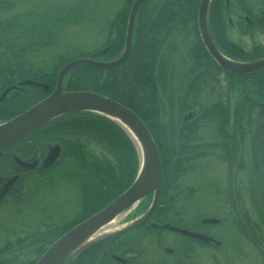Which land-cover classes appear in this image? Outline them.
Returning a JSON list of instances; mask_svg holds the SVG:
<instances>
[{"label":"flooded vegetation","instance_id":"1","mask_svg":"<svg viewBox=\"0 0 264 264\" xmlns=\"http://www.w3.org/2000/svg\"><path fill=\"white\" fill-rule=\"evenodd\" d=\"M74 1L78 4L81 2ZM128 1L123 0L119 8L107 13L105 18L104 25L108 26L105 40L108 39L113 45L116 44L117 32L123 26L120 21L124 18L123 11ZM188 1L193 3L196 11L185 21L188 25L185 29L166 33V23L175 18L173 12L176 0H143L135 22L141 27L138 22L142 20L149 36L144 41V47L152 40L158 50L157 55L147 56L144 62L148 66L145 64L143 70L148 73L141 80L143 93L141 97L137 96V99H141L137 105L143 106L141 111L146 115L152 130L160 133L156 137L162 164L157 199L161 205L158 204L157 209L155 205L147 219L139 224L87 249L73 264H240L239 259L244 250L238 242L256 241L264 247V214L260 211L259 215L256 209L252 221L247 215L250 210L244 206L239 191L245 179L240 177L241 184L234 185V179L246 166L249 167V171H246L248 190L253 192L264 185V70L246 75L228 74L217 65L199 36V3L196 6L197 0ZM132 2L128 6L125 27ZM18 3L19 0H0V122L22 113L49 96L61 68L74 60L73 57L85 52L70 45L62 46V49H58L59 46L56 48L58 50L51 51V56H47L53 59L52 63L43 57L40 63H36V52L57 43L56 32L61 30L65 12H58L57 16H44L37 21L35 15L33 25L28 26L23 18L30 13L24 10L14 12ZM230 4L235 11L233 15L229 13L227 0L211 1L208 27L212 39L224 53L240 57L245 54L244 49L232 41L226 31L235 20V26L242 35L250 36L257 32L264 41V0H231ZM25 10L34 12L36 9ZM229 17L233 20L229 21ZM45 20L47 22L42 25ZM112 20L114 32L109 30ZM40 33L45 36L34 39ZM160 33L164 34L160 36ZM27 39H30L29 43ZM184 39H189V42L185 43V49H180L179 43ZM188 43L191 45L188 46ZM258 46L251 51L256 52L255 55L264 53V44ZM101 48L102 54L98 57L101 61L114 59L120 53L111 58V55L106 54L109 49ZM178 52L182 53V63L175 66L174 59ZM131 54L132 47L121 64L94 69L100 70L99 73L112 70L115 85L125 74L129 81L123 87L134 89L131 84L135 79L131 75L133 63L127 61ZM83 68H73L64 76V91L65 81H73ZM96 81L98 85L102 83L101 80H93ZM223 83H226L224 89ZM130 94L131 91L124 89L119 92L128 103L131 102ZM155 99L157 120H154L156 112L151 103ZM76 117L80 120L81 115H63L0 146V264H35L43 251L65 233V227L80 215L84 216L94 207L100 206L115 190L119 175L117 159L116 155L110 153L115 152L104 145L96 125L65 124V120L74 121ZM107 151L112 155L109 159L105 154ZM210 156L220 158L228 168H232L231 177L226 178L232 184L225 189L226 192L230 191L228 206L234 211L231 226L237 231L238 239L231 240L226 235L229 228L222 226V221L188 223L180 219L179 211L184 209L187 200L190 203L195 197L197 201L208 193L209 179L205 178L203 184L198 179L202 168L205 170L207 165L210 166V161H205ZM63 169L66 174L56 176ZM84 179L95 187L89 195L83 187ZM180 181L186 184L181 185ZM70 184L77 186V194L67 193ZM215 186H219L218 180ZM52 190L63 191L64 194V199L61 202L56 200L55 205L48 203L53 195ZM40 197L45 198L47 205L38 203ZM262 210L264 212V208ZM153 214H157L154 220ZM190 234L199 235L200 238ZM21 243L28 244L29 250L18 256ZM263 254L259 253V257ZM20 257L27 258L20 260ZM263 257L260 264H264Z\"/></svg>","mask_w":264,"mask_h":264},{"label":"water","instance_id":"2","mask_svg":"<svg viewBox=\"0 0 264 264\" xmlns=\"http://www.w3.org/2000/svg\"><path fill=\"white\" fill-rule=\"evenodd\" d=\"M210 1H199L197 26L203 46L213 61L225 72L231 74L246 75L264 70V56L250 61H238L226 57L218 50L211 39L207 26ZM142 2L143 0H134L132 3L126 23L124 46L117 58L104 62L76 59L65 64L59 71L54 90L49 96L22 113L0 123V146H3L59 116L77 112L95 113L109 119L124 131L133 144L138 159L137 172L130 186L104 208L58 237L42 253L35 264H71L90 246L142 222L156 203L161 182L159 154L151 135L139 117L127 107L98 93L85 90H62V80L73 68H112L126 60L131 50L135 16ZM147 196H151V201L144 214L122 228L112 225L121 213L139 204ZM108 225H112L114 230L108 233L100 232ZM97 233L100 236L94 237ZM190 235L200 238L199 235Z\"/></svg>","mask_w":264,"mask_h":264},{"label":"rangeland","instance_id":"3","mask_svg":"<svg viewBox=\"0 0 264 264\" xmlns=\"http://www.w3.org/2000/svg\"><path fill=\"white\" fill-rule=\"evenodd\" d=\"M122 1L123 0H81V2L78 4L77 1H74V0H19V3H18L19 5L14 9V12H23V10L24 12L25 11L29 12L30 15L29 14L25 15L23 18V22L26 23L28 26L33 25L35 15L37 16V19H36L37 21L43 18L44 16H57L58 12H62V11L65 12V17L61 21L63 23V25H61V30H58V32H56L58 34V39L57 38L55 39L57 43L53 44L51 47H45L39 50L38 52H36V55H35L36 63H40L41 61L40 59L42 57L44 60H50V62L52 63L53 59L47 56H51V54L53 53L51 51L62 49V46L69 47L68 45H70L72 48L83 49L85 50V52L98 51L100 44L104 43L105 37L107 36L108 26L106 27L104 25L106 21L105 18H107V13L111 11L114 12L115 10H117L119 6L121 5ZM199 1L200 0H198V3ZM227 1L230 7L229 13L233 15L235 11L231 7V4H230L231 0H227ZM255 1L260 2L261 0H255ZM71 6L72 8H70ZM30 8H35L36 10L34 12H32V10L31 11L25 10V9H30ZM2 12H4V10H2ZM232 17H229L228 20L229 21L233 20ZM47 20L42 21V25L46 23ZM54 27L56 28V24L54 25ZM163 34L164 33H160V36ZM254 34L255 35L251 34L250 36L242 35L241 31H238V29L235 26V20L231 24L230 28L227 29L226 31V35H228L232 39V41H234L236 44L240 45L241 48L244 49L245 52L244 51L243 52L245 53V55H248L249 57H252V56L255 57L254 54L256 52H251L254 47L258 45H259L258 47H260L264 44L262 37L258 35L259 33L255 32ZM111 35L113 36V34ZM44 36L45 34L40 33L39 36L36 35L34 39L38 37L43 38ZM153 36L154 35L152 34L151 37ZM31 39H33V36ZM187 41L189 42V39H184L183 41H181L179 43V46H180L179 48L185 49L186 48L185 43ZM26 42L29 43L30 39H27ZM124 42H125V38H124ZM172 45L174 47L175 43L173 42ZM189 45L191 44L188 43V46ZM59 46L60 48H58ZM47 48H50V49H47ZM102 48H104L103 50H107L109 49V46L103 45ZM166 51H168V47ZM261 53L262 52H260L259 54ZM181 54L182 53H179V52L176 53L175 59H174L175 66H177V64L179 63H182V60H181L182 58H180ZM55 55L56 53L54 52L53 56ZM92 60H95V59H92ZM96 60L101 61L98 59ZM252 60H255V59H252ZM225 85L226 83H223V89ZM220 91L223 92V90L221 89ZM248 128L249 126H247V129ZM107 153L105 154L108 159L112 157V155H115L112 152H110L112 155L110 153L108 154ZM205 161L206 162L210 161V164H209L210 166L207 165V167L205 168V170L207 169V172L203 170L204 168H202V174H200L198 182L203 184L205 181V178L209 179L208 188H207L208 193H206L207 195L205 198H201L197 201L195 200L196 198L193 197V200L190 201V203H189V200L185 199L187 200V203L184 204V207H183L184 209L179 211L180 219H183L182 221H186L188 223H194L197 221H203L204 223L206 222L207 223H217L218 221H222L221 222L222 226H225V227L227 226L229 228L227 230L228 231L227 233H230V235L233 234L234 236H229L227 233L226 235L231 240H233L238 237L237 236L238 234H237V231L231 226L232 218L234 217V214H233L234 211H233V208H230L228 206L230 205V191L229 192L227 191L228 192L227 193L225 189V187L227 188V186L229 187L230 184H232V181L230 179L226 180L227 177L228 178L231 177L230 170H232V168L231 169L228 168L226 163L221 161L220 158H214L210 156ZM200 165L203 166L202 163H200ZM65 169H66V164H65ZM244 170H240V175L239 176L237 175V177L234 179V185L236 187L238 183L241 184V178L245 179L244 180L245 182H243L244 184H242L243 187L241 188L240 186L239 191H241L240 193L242 196V200L244 202V206L247 208V210H250L247 213V215H249V218L252 221H254L255 216L253 214V211H256V209H258L257 212H259V215H260V211L264 214L262 210L264 208V185L262 187L260 186L261 188L259 187L257 190L254 189L253 192L249 191L247 187L248 175L246 174V171L247 172L249 171V167L248 166L244 167ZM63 173L66 174V170L64 172V169H63V171L56 176H62ZM217 180H218L219 186H215V184H217ZM180 184L185 185L186 183L184 181H180ZM66 188L67 186H66V181H65V194L67 191ZM216 188H219V189L216 190ZM223 190L225 191L222 192ZM51 192L53 195L50 196V199L48 200V203L50 205H55L56 200L61 202L64 199L63 191L52 190ZM67 193L77 194L78 193L77 186L74 184H70L68 187ZM65 199H66V195H65ZM185 200H181V202ZM150 201H151V196L145 197L139 204L132 206L127 211L121 213L113 221L112 225L116 228H122L123 226L129 224L132 220H136L142 214H144V212L148 209L150 205ZM161 201L162 200H160V202ZM25 202H26V199H25ZM38 203L40 205L41 204L47 205V203L45 202V198L42 199L41 197L39 198ZM66 210H67V207H65V211ZM175 210L176 209H174V211ZM155 215L157 216V214L152 215L153 220L154 218H156ZM147 217L145 219H147ZM220 225L221 224H218L217 226H220ZM127 229H125L124 231H126ZM252 243H250L249 241H245V240L244 242L240 241L237 243L238 245H241L244 250L243 255H241L239 259L240 264H243V263L244 264H260L261 263V257H259V253H262V254L264 253V247L260 246L256 241H254L253 244ZM27 246L28 244L21 243L18 247L17 255L19 256L21 254L20 256H22L24 255V253H27L29 250ZM24 258H27V257H24ZM24 258L20 257L19 259L21 260Z\"/></svg>","mask_w":264,"mask_h":264},{"label":"trees","instance_id":"4","mask_svg":"<svg viewBox=\"0 0 264 264\" xmlns=\"http://www.w3.org/2000/svg\"><path fill=\"white\" fill-rule=\"evenodd\" d=\"M128 2H129L128 3V6H129L130 3L132 2V0H129ZM197 2H198V0L196 1V6H197ZM128 6L123 11L124 18H122L120 21V23H122L123 26L117 32V35L115 37V39H117L115 41L116 44L115 45L111 44V42H109L108 39H106L105 42L103 43V45H105V46L106 45L109 46L111 44L109 46V51L106 53L108 56L111 55V58H114L115 56L118 55V53L120 52V49L124 43L125 21H126L125 18H126L127 13H128V9H129ZM174 6L176 7L174 12H173V16L175 18L173 21H168V23H166V27H165V29H167L166 33H170V32L172 33V31H174L175 29L176 30H179L180 28L185 29L188 26L187 24H185V21L187 19H189V17H191V13L196 11V9L193 8V3L189 2L188 0H176V3L174 4ZM164 9H169V7H165ZM140 11H141V9H140ZM209 11L210 10H208V15H209ZM117 18H119V17H117ZM135 22H136V20H135ZM138 23H141V27L138 26L139 24L137 25L136 23L134 25L132 54L130 55V58L127 60V61H132V63H133V66L131 69L132 74L130 72L129 73L132 75V79H133V77L135 78L134 79L135 83L133 81L131 83V84H133L134 89H132V87H123V86H126L125 84H127L129 81V80H126L125 74L122 75L123 79L122 78L119 79L118 83L115 85V79L111 75L112 70L109 69V70L102 71L101 73H99L100 70H96L92 67L91 68L85 67L81 71L77 72L76 78L73 81H68V80L65 81V90L66 91L91 90L93 92L99 93L103 96H107L109 98H112V99L120 102L121 104L128 106L144 122V124L146 125V127L149 130V133L151 134L152 138L154 139V142H155L157 149L159 151V147H158L159 143H158V138H157L158 136L156 137V135L157 134L159 135L160 133L157 132L156 130H155V132L153 131L154 129L146 121V118H147L146 115L144 114V112L141 111V108H143V106L137 105L138 102H141V99H137V96L141 97L142 93H143V89L141 88V85H142L141 80L144 78V75H147V73H148V72L143 70L145 64H146V66H148V64L144 63V62H146L149 55H151V54H152V56L157 55L158 50H157L156 43L152 40H150L149 43L147 44V46L144 47V41H145V39H147L148 34L143 28L142 20H139ZM109 25H110L109 26L110 32H114L115 24L113 23V20L111 22H109ZM138 27H139V29H138ZM154 27L156 28V26H154ZM103 45H102V47H103ZM215 45H216V43H215ZM112 47H114V48H112ZM100 48L98 51L84 52L82 54L79 53L78 55H76V57H73V58H75V59L76 58L99 59L98 57L102 54V53H100ZM217 48L226 57L233 59V60H238V61H249V60L258 59V58H261L264 56V53H261V54H256V55L254 54L256 58L254 56H252V57L246 56L245 54L240 56V57H235V56H231L229 54L224 53L218 46H217ZM150 50H152V51L149 54ZM144 53L146 55H144ZM68 61H66V62H68ZM150 71L152 74H154L153 68H151ZM228 74H230V73H228ZM93 80H101L102 83L100 85H98L97 81L93 82ZM138 85L140 86V88ZM123 89H124V91H127V92L131 91V94L129 95L131 102L128 103V101H126L124 99L125 97L122 98L121 95H119V92L122 91ZM151 103L154 106V110L156 112L155 116H154V120H157L158 115H157V101H156V99L153 101L151 100ZM75 114L81 115V117H79L80 120H78L77 119L78 117H76L74 121H72L71 119L65 120V124H71V123L81 124V123H83V124H89V125H96V128H98L100 130L99 136L102 139V141L104 140L103 141L104 145L107 147V149L111 148L112 151L115 152L116 159H117V165H116L117 166V174H119V175H117V185L114 188L115 190L108 197V199L105 202H103L100 206L94 207L92 209V211L87 212L84 216L80 215L77 218V220H75L73 223H71L67 227H65V231L70 229L76 223L82 221L83 219L89 217L90 215L94 214L95 212H97L98 210H100L101 208L106 206L110 201H112L116 196H118L122 191H124L131 184L132 180L134 179L136 172H137V166H138L137 155H136V151L133 147V144L128 139V137L125 135V133L115 123L106 119L105 117L98 116V115L92 114V113L84 112V113H75ZM70 115L71 114L65 115V117L70 116ZM13 116H10L9 118H11ZM84 116H86V117H84ZM8 119H6V120H8ZM113 134H115V136H113ZM110 139H111L112 143H111ZM108 146L110 148H108ZM160 166H162L161 163H160ZM262 169L264 171V164L262 166ZM83 182H84L83 187L85 189V192L88 191L87 194L89 195V193H91L92 190L95 189V187H93V183L90 185L89 184L90 182L88 183L87 180H85V179L83 180ZM158 204H159V202L157 201L156 209L158 208L157 207ZM261 257H263V255ZM77 258H79V256ZM77 258L71 264H73L77 260ZM263 259H264V257H263Z\"/></svg>","mask_w":264,"mask_h":264},{"label":"bare ground","instance_id":"5","mask_svg":"<svg viewBox=\"0 0 264 264\" xmlns=\"http://www.w3.org/2000/svg\"><path fill=\"white\" fill-rule=\"evenodd\" d=\"M112 230H114V228L112 227V225H108V226H105L103 228V230H101L100 232H102V233H108V232H111ZM99 236H100V234L97 233L94 237H99Z\"/></svg>","mask_w":264,"mask_h":264}]
</instances>
